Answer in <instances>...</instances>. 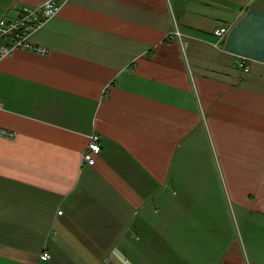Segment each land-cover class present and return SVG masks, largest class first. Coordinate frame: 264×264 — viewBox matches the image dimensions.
<instances>
[{"label":"crops","instance_id":"crops-1","mask_svg":"<svg viewBox=\"0 0 264 264\" xmlns=\"http://www.w3.org/2000/svg\"><path fill=\"white\" fill-rule=\"evenodd\" d=\"M30 39L0 62V264H264V0H68Z\"/></svg>","mask_w":264,"mask_h":264},{"label":"built area","instance_id":"built-area-1","mask_svg":"<svg viewBox=\"0 0 264 264\" xmlns=\"http://www.w3.org/2000/svg\"><path fill=\"white\" fill-rule=\"evenodd\" d=\"M68 0H46L40 7H23L15 18L0 19V62L15 53L17 50H27L48 55L49 50L35 45L31 41V35L39 31L45 24L53 19L60 11L61 6ZM228 30L226 27H219L215 30V34L224 39ZM180 39L183 49L187 50V42L183 39V34L177 29L174 31ZM238 65L246 72L250 71V66L246 64L245 59L238 61ZM4 107L0 101V110ZM0 135H9L8 131L0 127ZM102 151L100 137L93 135L83 153V163L88 166H94L97 162L96 156ZM59 213H62L59 211ZM51 255L45 251L41 255V260H49Z\"/></svg>","mask_w":264,"mask_h":264},{"label":"rangeland","instance_id":"rangeland-1","mask_svg":"<svg viewBox=\"0 0 264 264\" xmlns=\"http://www.w3.org/2000/svg\"><path fill=\"white\" fill-rule=\"evenodd\" d=\"M6 58H7V57H6ZM6 58H4V59H6ZM4 59H3V60H4ZM3 60H2V61H3Z\"/></svg>","mask_w":264,"mask_h":264},{"label":"bare ground","instance_id":"bare-ground-1","mask_svg":"<svg viewBox=\"0 0 264 264\" xmlns=\"http://www.w3.org/2000/svg\"><path fill=\"white\" fill-rule=\"evenodd\" d=\"M4 105V104H3ZM3 109V108H2Z\"/></svg>","mask_w":264,"mask_h":264}]
</instances>
